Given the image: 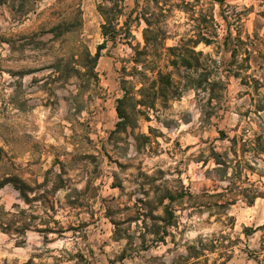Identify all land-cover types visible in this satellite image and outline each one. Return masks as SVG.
Instances as JSON below:
<instances>
[{
	"label": "rangeland",
	"instance_id": "1",
	"mask_svg": "<svg viewBox=\"0 0 264 264\" xmlns=\"http://www.w3.org/2000/svg\"><path fill=\"white\" fill-rule=\"evenodd\" d=\"M98 3L0 5V264H264V155L244 144L262 135L251 98L264 100V86L250 94L230 77L223 47L228 30L238 34L250 74L264 78V0L196 8L215 23L214 44L196 51L224 85L217 101L204 106L190 90L126 122L116 112L125 40L101 52L89 86L71 71L78 49L94 56L102 43ZM135 3L123 4L120 23ZM188 29L173 10L166 46Z\"/></svg>",
	"mask_w": 264,
	"mask_h": 264
},
{
	"label": "trees",
	"instance_id": "2",
	"mask_svg": "<svg viewBox=\"0 0 264 264\" xmlns=\"http://www.w3.org/2000/svg\"><path fill=\"white\" fill-rule=\"evenodd\" d=\"M8 1L0 0V5ZM126 1L98 0L97 12L102 19L100 25L102 43L97 46L94 56H91L87 50L78 49L76 56L71 58L76 66L71 71L76 78L83 79L82 87L89 86L91 82L97 80L95 67L101 52L107 48L109 43L115 45L117 39L121 37L131 50V55L127 60L130 67L127 68L124 65L120 70V88L123 91V98L118 100L116 108L118 116L124 122L128 121L131 115L140 116L144 115V112H155L159 104L166 105L190 90L202 94L206 98L204 106L210 107L220 97L224 85L214 78L216 71L208 56L196 51L200 45L209 47L214 44L213 38L215 37V23L212 15L202 9L196 10V8L202 6L201 1L222 6L226 0H192V2L188 0H142L141 5H139V0H136L133 10L120 23V18L123 16V4ZM175 9L186 16L189 29L186 37L181 38L175 45L167 47L168 36L164 25ZM78 21L79 15L73 28L78 25ZM142 25L143 45L140 43L134 45L135 38L132 36L131 28L133 26L139 28ZM58 30L60 27L53 29L52 33ZM223 47L230 53L228 75L240 80L248 93L258 95L259 89L264 86V78L250 74L251 51L246 42L238 34L232 37L228 30L223 40ZM60 63L64 64L65 60H60ZM251 102L254 113L263 114V121L259 126L262 135L255 136L254 134V138L244 141V144L249 146L256 156H260L264 155V100L251 98ZM126 104L130 105L129 112L125 108ZM13 185L22 199L29 202L26 191L30 189L17 180L13 181ZM165 197L173 200L170 194ZM171 217L173 218L172 214ZM25 230L22 228L20 231L17 228L16 231L24 234ZM159 231L160 229L154 230L153 235L162 242L167 232H163V237H159ZM210 242L212 245L213 241ZM199 243H202L201 239Z\"/></svg>",
	"mask_w": 264,
	"mask_h": 264
}]
</instances>
